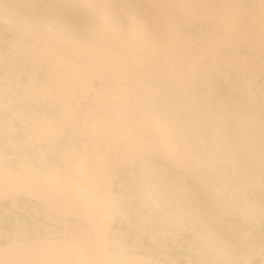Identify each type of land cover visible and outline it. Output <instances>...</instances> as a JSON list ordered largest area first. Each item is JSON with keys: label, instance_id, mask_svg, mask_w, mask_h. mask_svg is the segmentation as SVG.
<instances>
[{"label": "built area", "instance_id": "1", "mask_svg": "<svg viewBox=\"0 0 264 264\" xmlns=\"http://www.w3.org/2000/svg\"><path fill=\"white\" fill-rule=\"evenodd\" d=\"M75 1L88 9L95 19L102 17L113 27H127L131 22L137 36L145 43V50L157 58L161 57L158 36L169 31L178 37L177 50L181 57L197 54L202 48L209 47L216 37L221 38L224 44L218 52L209 53L198 65L197 71L190 75L193 86L191 94L189 92L184 94L182 90H177L173 86L157 92L150 88L152 89L148 92L150 95L148 102L152 101L150 106L148 102L140 105L137 102L139 101L137 95L133 94L124 100L111 98L105 104L95 95L85 99H82L84 96L81 95H55L54 101L32 99L29 95H13L11 100L10 94L39 88L48 81V76L46 70H35V65L28 54L10 52L9 42L13 33L8 30L9 23L25 27L28 34L36 33L46 37L83 38V33L79 30L80 25L76 24L71 15L61 11H50L43 0H0V24L5 28L3 31L0 30L2 49L0 92L3 90L2 85L12 86L10 92L0 95L1 98L12 101V106L9 108L0 107V148H3V141L6 138H12L18 144L16 151H9L8 163L17 169L24 164H32L46 172L59 171L74 176L79 160L92 146L90 137L82 136L76 131V127L84 125L83 121L88 123L98 121V118L95 120L90 118V110L93 113L98 109L104 113L105 108L110 110L112 106L127 103L130 110L127 109L126 115L117 119L122 126L145 109L158 116L163 114V117H167V113L171 112L183 117L189 114L190 119L186 122L192 123L189 127L192 133L188 132L185 123L183 128L187 131V136L192 134L191 142L205 169L211 172L212 177L217 176V185L220 186V181L228 179L233 181L232 187H236L234 179L236 171L239 170L240 176L249 180L250 186L247 192H238L235 195L236 206H221L219 211L223 212H207L202 203L196 204L189 198L186 202L182 190L185 183L191 182L183 171L171 165L168 166L169 169H164L166 168L164 166L156 168L155 164L146 165L139 159H136L137 162H134L133 166L123 165L120 162L121 154L102 143L100 153L107 159V168H114L117 173L113 188L125 196L121 207L124 217L117 218L113 227L120 230L119 239L124 241V244L126 242L133 245L128 248L120 244L116 248L121 249L120 251L125 254L140 253L160 259L166 264H216L213 258L221 252L243 257L252 253L255 255L252 264H264V219L259 224L243 219L239 209L244 207L247 201L256 200L259 192L252 190L254 179L260 177V182L264 186V142L259 146L257 154L247 153L243 148L241 151L240 147L243 143V135L249 133L250 118L254 116L264 123V79L260 77L255 80L251 71L252 65L264 63V41H261V44L256 43L252 33L247 34L242 40L238 39L239 30L236 27H233L227 36L223 34L224 30L215 31L216 18L232 19L235 11L252 18L256 14L254 12H257L258 1ZM189 5L196 6L194 14L209 15L213 19L199 21L188 19ZM156 15L168 19L169 28L162 27L160 30L155 28L153 17ZM24 43L28 50L36 44L31 36L24 37ZM215 67L222 69L220 75L214 74ZM141 78L148 79L146 73L138 75L134 71L116 76L105 73L95 79L93 85L99 90H116L119 87H127ZM163 78L152 77L153 86L159 88L162 81L166 82ZM211 88L217 91L213 95H225L224 97H230L233 101V104L225 103L226 108L222 107L221 119L224 120L223 130L227 137L223 147H214L207 135L205 125L198 122L195 126L196 119H193L195 118L193 116L196 111L188 109L192 104L193 95H207ZM153 93L154 97H152ZM250 93L253 97H250ZM179 95H183V98ZM236 97L238 98L235 99ZM66 106L69 107L70 117L75 123L70 121L66 124L64 132L56 137L52 150H46V143L40 145L35 141L31 123H24L15 118L16 112L22 114L34 110L56 115ZM99 115L100 113L97 116ZM3 119L14 121L12 124H7ZM12 125L16 128L15 133L9 131ZM28 141L33 146L23 144ZM40 147L44 150L36 153L35 149ZM223 151L233 154L232 160H224ZM63 153L70 156L68 161L62 159ZM88 164L99 166L97 159L94 158L89 159ZM164 164L168 165L166 162ZM195 193L197 192L194 191L192 196ZM260 194L263 198L257 202L264 207V191L262 193L260 191ZM156 201L161 209L159 211H154L153 208L152 203ZM43 209L37 203L25 199L18 203L13 201L1 203L0 243L12 239V236L20 238L57 236L62 226L46 220ZM229 210L231 212H228Z\"/></svg>", "mask_w": 264, "mask_h": 264}, {"label": "bare ground", "instance_id": "2", "mask_svg": "<svg viewBox=\"0 0 264 264\" xmlns=\"http://www.w3.org/2000/svg\"><path fill=\"white\" fill-rule=\"evenodd\" d=\"M50 11H54V10H50ZM70 17L76 22L75 17L72 16ZM97 20H99L100 22H96L91 26L85 24L84 22L80 23L79 30L83 33V38L48 37V38L58 39V40H53L52 45H50V43L46 39V36L38 35L36 33L28 34L25 27L19 26L14 23L13 24L9 23V29L11 28L12 25L16 28L13 29L12 32L13 37H11V40L9 42L11 46L10 52L21 53L26 50L24 53L21 54H27L28 49L25 46L24 37L26 36L34 37L33 39L35 40V42L37 41L40 42V45H35L33 47V50L35 52L33 57L34 58L39 57L37 58L39 64L41 63L43 58L48 59L47 63L45 64L46 66L48 65V69L46 68L48 72L47 76L49 78L48 81L50 80L51 82L52 81L56 82L58 83L59 86H61V88L70 90L71 91L70 95H73V93L75 95V93L78 92H83V94H85V92L86 93L88 92V94L90 93V95H95L96 98L98 97V99L105 101V97H107L106 95H109L107 92H110L113 95L116 94H114L115 93L114 91L108 89L99 90L97 87H95V85H93L94 81L92 82V87L89 86L91 84L90 81L93 79V77L96 76L97 74H100L99 75L100 77L105 73H110L116 76L128 71L129 72L134 71L130 69L122 71L121 62L126 61L127 58L131 59L132 61H137L136 53H139L138 50H140V52H142L145 55H150V52H147V50H145L146 49L145 43H143V40L139 36H137L136 30L131 22L127 27H113L102 17H100ZM19 28L22 29L21 35L17 32V29ZM128 29L130 30L132 29L133 33L127 31ZM177 43L178 42H176L175 44L177 45ZM40 53H42V55ZM1 54H2V49L0 48V55ZM33 60L34 62H36L35 59ZM79 60L80 63L78 62ZM134 72L136 73V71ZM193 74H191V72H188L186 73V76L190 77V75ZM141 81H143L147 85L153 84L152 81L149 80V78L147 80L144 78ZM51 82L49 83V85L51 84ZM167 85L168 84H165V86L163 85L164 88ZM171 86H174L175 89L177 90H182L184 92L187 91V90L185 91L180 84L174 85L173 83H171L168 85V87ZM188 86H192V85L189 84ZM11 87H12L11 85H5V84L2 85L3 90L2 92H0V95L3 94L6 95L8 92H10ZM150 88H152V86L146 87L148 91ZM153 88L154 90H156V92L157 89H159L155 86H153ZM31 90L34 89L30 88L29 90L27 89L23 92L18 91L12 93L10 94L11 95L10 99L13 100L12 98L13 95H28L31 92ZM64 95L66 94L64 93ZM90 95H81V96H84L82 99H85ZM129 96L131 95H128V97ZM152 96L154 97L155 95ZM41 97L42 99L51 98L50 100H52L55 97V95H52L50 90H45L43 95H41ZM1 99H2L1 104L4 105L6 103H9V99L7 100L3 98ZM107 99L109 98L107 97ZM115 99H119V98H115ZM151 102L152 101L148 102L149 106L151 105ZM117 106L125 107L123 110L125 109L130 110L129 105L127 103H125L124 105H117ZM9 107L10 106L7 105V107L5 108H9ZM65 108L66 110L69 109V107L67 106L64 107L63 109ZM63 109L59 111L56 114V116L48 115L46 112L41 113L39 111L34 110L31 111L29 114L27 113L24 115L23 122L41 125V128L43 129L44 132L42 135L46 134V132H49V135H53L58 132L62 133V131L66 126V122L70 120L69 119L70 116ZM106 110H108V108H105L104 113ZM99 113L100 115L104 114L98 109L93 113L90 110L89 111L90 118L94 116H96L94 118L101 117L100 115L97 116ZM171 113H167L168 115L167 117L171 116L174 118V120L172 118L174 122L172 125L173 128L175 127L179 128L181 131L184 132L185 131L184 128L179 127V124L177 125V121H179L177 114L172 113L171 115ZM161 118H165L163 117V114H159L158 116L152 112H149V110L145 109L139 115H137L133 119V121L127 122L126 125L121 126V127H127L129 129V133H132V131L134 130L137 131L140 135L139 138L138 136H134L133 137L134 139L129 141V147L131 150H135L139 148V152L144 154L143 157L137 156L134 162H137L136 159H139L141 162L145 163L146 165L155 164L156 168L158 166H164L166 167L164 169H169L168 167L169 165L166 164L163 165L164 162L162 161L166 160L168 163H172V165L182 164L184 166V169L186 171H189L191 168V163L190 164L188 163L190 167L184 165V163H185V159H188L187 153L190 152L189 151L190 145L189 148L186 149L185 151H184V147L183 149H180L182 145H185V148L186 146L188 147L187 144L188 142L185 143V141H183L184 134L186 133L184 132V134L181 135L182 132L180 131L181 133L178 136L181 135L180 136L181 141L176 140L175 144L177 148L179 147V149H176L177 151L175 152L174 151V149L176 148L174 146L175 144L172 145L169 139L170 136L172 138L173 135L168 136L169 134H173V133L171 130L170 132L169 130L168 131L166 130L167 129L166 125L169 126L171 123L170 124L168 123L169 124L168 125L166 124L167 121ZM100 120H101L100 123H103V125H106L107 123L112 125L113 121H116L119 123V125H122V123L112 118L103 117L100 118ZM7 121L8 122L11 121L10 124H12L14 120L6 119V122ZM114 124L116 123H113V125ZM13 126L14 125H12V127ZM113 127H115V125ZM164 127L166 129H164ZM89 128H90L89 130H91L93 134L94 132L97 134V131L95 130V126H91ZM162 129L166 130V132L169 133L166 135L168 136L169 141L168 139H166V136H164L166 132L165 134L163 133L162 135ZM178 130L177 131L174 130V131L178 133ZM9 131L11 133H15L16 128H13V130L10 128ZM147 135L149 136L148 138ZM140 142L141 144L138 145L137 143ZM38 150L40 151V148ZM100 155L102 156L101 167H98L99 169H97V167L94 166L86 167L85 165L80 164L77 167V171L78 173L83 174V177L81 179H78L69 175L62 174L61 172H57V171L46 172L32 164H24L19 169L17 168L14 169L13 167H11V165L5 163L6 161L5 158L8 156L6 155L5 152L0 150V204L4 203L5 201H13L15 203H18V201L22 199H26L28 200V202H32V203H35L34 201H39L42 202L43 204H46L48 210L49 209L53 210L55 213L59 214L60 216L68 217L69 219L83 220L87 222L91 227L90 230L91 232H89L88 234V236H90L89 240H85V238H79V239H71V240H65V239L48 240L44 242L43 240H38L34 238L30 239L25 237L20 238L19 236H12V239L9 240L29 239V241L17 243V244L0 243V264H7L9 262L21 261V260L25 261L26 259H27L26 261H28L31 264H43V262L48 259L53 264L60 263L59 262L60 260L65 261L66 264L69 263L70 264H164L165 263V262L164 263L160 262L157 259L150 258L144 254L131 253V254L123 255L121 254V252L115 253L112 250L113 248L111 249L112 246H114V248L118 247L117 243L115 245L113 239L116 237V235L119 233L120 230L115 229L113 227V224L115 223L117 218L124 217L121 207L125 196L123 195L122 192L114 191L113 182H114V178L117 176L116 171L114 170V168L109 169L110 171L105 169L103 165V160L105 161V155L103 154ZM67 156L68 154H66V157ZM154 156L155 157L158 156V158H160L161 161L153 158ZM194 160L192 164H194ZM181 166H178L176 168L178 170H181L183 168ZM198 166L200 167L201 170L203 169L204 171H207L204 167L203 162H201L200 160L198 162L196 161V164L193 165L194 168H197ZM209 178H210L209 185L211 188V193L212 195H214V202L208 206H204L207 212L216 213L217 211H219L221 206L223 207L236 206L235 195L238 192L246 193L248 190V188H245V190L241 191L237 187H232L231 185L233 181L231 182L228 179L225 181H220V186H219L217 185V181H218L217 176L212 177V179L211 177ZM242 179H246V178H242ZM246 181H248L249 183L248 179H246ZM235 183H237L239 186L243 185V181H241L240 179H236ZM185 185L182 191H183V195L186 197V202H187L186 192L188 191L192 195L194 193V190L192 189L186 190ZM244 186L247 187L245 183ZM227 192L229 193L227 194ZM152 204L154 211L161 210L157 201L153 202ZM239 209L241 210L243 219L250 220L251 222H256L257 224L261 223L262 220L264 219V207L262 206L261 203L257 201L254 203L247 201L246 205L244 207H240ZM219 212H223V211L220 210ZM49 218L47 217L48 220H51ZM213 219L216 221L215 217ZM18 234L20 233L18 232ZM119 242L121 243L120 240ZM123 245H126L128 248L130 247V245H127L126 242ZM116 249L121 250L119 248ZM240 257L242 258L243 261L244 260L247 261L244 264H252L253 260L255 259V255H253L252 253H249L248 256L243 257L242 255L233 256L230 253L221 252V254L213 258V262H216V264H236L238 258Z\"/></svg>", "mask_w": 264, "mask_h": 264}, {"label": "rangeland", "instance_id": "3", "mask_svg": "<svg viewBox=\"0 0 264 264\" xmlns=\"http://www.w3.org/2000/svg\"><path fill=\"white\" fill-rule=\"evenodd\" d=\"M43 1L45 2L46 7H48L49 10L61 11L63 13L71 15L72 17H75L77 25H80V23H81L80 20L82 22H84L85 24L90 25V26L92 24H95L96 22H100L99 20L94 18L93 14H90L91 12L88 9L80 6L75 0H43ZM192 1L193 0H191V2ZM257 1H258L257 5H256L257 12H254L256 14L253 15L252 18L244 16L240 12L235 11V12H233V18L232 19H224L223 18V19L218 20L216 18L215 31L218 32V31L224 30L223 34H226V36H227V35H229V32L233 29V27H236L239 30L238 31V39L242 40L247 34L252 33L254 35L256 43L261 44L262 43L261 41H264V0H257ZM192 7H194V8H192ZM195 11H196V6H191V5L188 6V9H187V13L189 15L188 19H196L197 21L203 20V19L204 20H212L213 19V17H211L209 15L194 14ZM153 21H154L155 28H157L158 30H160L162 27L169 28L168 19H166L163 16L156 15L153 17ZM13 29H16V28L12 25L11 28L9 29V31L13 32ZM127 31L132 32L133 30L128 29ZM17 32L21 35L22 29H20V28L17 29ZM158 37H159L160 45H161V47H160L161 57L160 58L153 56L152 53H150V55H145L142 52H140V50H138L139 53H136V60L137 61H132L131 59L127 58L126 61L121 62L122 71L130 69V70L136 71V73L139 75L146 73V76H147V78H149V80H151L152 77H157V76L164 77L163 79H165L166 82L162 81L160 83L159 89H157V91H159L160 89H164L165 84L169 85V84L173 83L174 85L180 84L185 91L187 90L186 92L191 93L193 88H192V86H188V85H189V83L191 84L192 80H191V77L186 76V73L191 72V74H193L194 72H196L198 65L209 55V53L218 52L220 50V47L224 44L222 42L221 38L216 37L215 40L212 43H210L209 47L202 48L200 50V52H198L197 54H195L191 57H181L178 55L177 45L175 44L176 42H178L176 35H173L169 31L165 34H159ZM46 39L48 40L50 45H52L53 40H58V39H53V38H48V37H46ZM37 42L35 45H40V42H38V43ZM33 47H32V50L31 49L27 50V54H28L30 60L34 63V65L38 64V65H35V70L36 71H42V70L47 71L48 65L46 66L45 64L47 63L48 59L43 58L41 63L39 64V62L37 61V58H39V57H35V58L33 57V55L35 54ZM25 51H23L21 53H24ZM40 54L42 55V53H40ZM48 58H50V57H48ZM33 59H35L36 62H34ZM78 62L80 63V60ZM215 68H214V74L217 73V75H220L222 73V69H220L219 67H215ZM109 70H111V69H109ZM251 71L254 74L255 80L259 79L260 77H262V79H264V63H262L260 65H252ZM110 72H112V71H110ZM47 74H48V72H47ZM99 75L100 74H97L96 76L93 77V79L90 81L91 84L89 86L92 87V82L95 79L99 78L100 77ZM143 79L144 78H141V79L137 80L135 83L128 85L127 87H124V88L120 87L116 90H112L115 92L114 94L119 95V96H116V95L111 94L110 92H107L109 95H106V96L109 99H107V97H105V101L107 102L111 98H119L122 100L128 99L129 97H131V96L128 97V95L133 94V95H137V97L139 99V101H137V102L139 104L146 102L150 97V95L148 93L149 91L146 89V87L152 86V88H153V84L147 85L146 83L141 81ZM163 79H161V80H163ZM47 82H48V84H47ZM47 82L41 86L42 88L41 87L33 88L34 90H31V92L28 95L32 99L33 98L37 99V98H40L41 95H43L45 90H50L52 95H62V94L64 95V93L66 95L71 94L70 90H66L65 88H61V86H59L58 83L52 81L53 82V85H52V82L50 80ZM50 82H51V84L49 85ZM45 85H47V86L49 85V86L47 87ZM168 85L166 87H168ZM35 90H38V91H35ZM153 90H154V88H153ZM150 91H152V89H150ZM154 92H156V90H154ZM186 92L183 91L184 94ZM215 92H217V91L215 89L211 88L207 95H193L192 99H191L192 104L189 106L188 109H190L191 111H196L194 113L195 116H193V117H195L193 119H196L194 121L195 126H196V123H198V122H201L205 125V129L207 130V135L212 140L213 144L215 145L214 147H220V146L223 147L226 144L227 137L225 135V131L223 130L224 129V124H223L224 120L221 119L222 107L226 108L225 103L228 102V103L233 104V101L230 97H224L225 95H213ZM141 94H143V95H141ZM250 94H251L250 97H253L252 93H250ZM73 95H74V93H73ZM75 95H90V93L88 94V92L87 93L85 92V94H83V92H78V93H75ZM98 95H100V94H98ZM153 95H154V93H153ZM101 96H103V95H101ZM179 96H180V98H183V95H179ZM237 98L238 97H236L235 99H237ZM41 99H42V97H41ZM47 99H51V98H47ZM47 99H44V100H47ZM54 99H55V97L52 99V101ZM98 100L103 104L106 103L105 101H103L101 99H98ZM135 100H136V98H135ZM3 101H5V100H3ZM1 102H2V99L0 98V107L1 108H3V107L5 108V107H7V105L12 106V101H10V100H9V103H6L4 105L1 104ZM124 108L125 107L117 106V105L112 106L110 108V110L109 109L106 110L103 115H100L101 117H98V119H97L98 122L92 121V120L96 119V118L92 117L91 123L83 121L84 125H82L81 127H76V131L80 135H82V136L85 135V136L90 137L91 142H92L91 148H88L87 153L79 160L78 166L80 164H83L86 167H91V165L88 164V161H89V159L94 158V159H97V161H98V164H99L98 167H101V157L102 156L100 155L101 154L100 153V145L102 143L107 144V147L113 148L115 152H117V153L119 152L121 154V161L120 162L123 165H132L133 166V162L137 156L143 157L144 154L139 152V148H137L135 150H131L129 147V141L133 140L134 136H138V138L140 137V135L137 131L133 130L132 133H129V129L127 127H121L122 125H119V123L116 121H113V123H116V124H114L115 127H113L114 126L113 123H112L113 126L108 124V123L106 125H103V123H100V121H101L100 118H103V117L112 118L115 120L122 118L123 116L126 115L125 113L128 112L127 109L123 110ZM63 110H65L68 113V115L70 116L69 109L66 110V108H65ZM39 112L42 113L44 111H39ZM25 114H27V113L21 114L19 112H16L15 117L21 121H24L23 119H24ZM48 115H50V114H48ZM191 115L192 114H190V116ZM107 116H109V117H107ZM177 117L179 120V121H177V125L179 124V127L183 128V124L185 123L187 126V130L189 132V127L192 125V123L189 124L186 122L187 119H190L189 114H187L186 117H183V115H180ZM225 117H226V114H225ZM172 118L173 117H171V116L161 118V119H164L165 121H167L166 124L171 123L170 125L168 124L169 126L166 125L167 129L165 127H164V129H166L167 131L169 130V132L171 130L173 133V134H169L168 132H166V130L162 129V135H163V133L165 134V132H166V134L164 136H166L167 134H169L168 136L173 135L174 136V137L172 136L173 140H172L171 136L169 139H170V143L172 145H174L176 143V140L181 141L180 136L183 135L184 132L187 134V131L184 129L185 131L183 132L179 128H176L175 126H174L175 128H173L172 125L174 123L173 122L174 118H173V120H172ZM183 118H185V121H183ZM69 119L70 120L67 121L66 124L70 121L75 123L71 117H69ZM133 119L134 118L129 119L127 122H131V121H133ZM3 121H5V123H7V124H10V122H11V121L6 122V120H4V119H3ZM29 122H31V121H29ZM111 122H112V120H111ZM31 124H32V129L34 131V134L32 136L35 138V141L37 143H39L40 145H42V143H46L47 144L46 150H52L53 149L52 146L54 145L55 139L58 136V134H61V132L55 133L53 135H49V132H46V134L42 135L44 132H43V129L41 128V125L33 124V123H31ZM97 124H98V126H97ZM91 126H95V130L97 131V134L95 132L93 134L91 132V130H89L90 129L89 127H91ZM248 126H249L250 130L248 131L249 133H245L243 135V143L240 146L241 151L243 148L244 151H246L247 153L255 152V154H257L258 150H259V146L264 142V123L262 121H259L258 118H255L254 116H252L250 118V121L248 122ZM13 128H15V127L13 126L11 129L13 130ZM174 130L175 131L178 130V133H176ZM63 131H62V133H63ZM180 133H181V135L178 136ZM186 134H184V140L183 141H185V143L188 142L187 143L188 147L186 146V148H185V145H182V147L180 149H183V147H184V151H185L186 149L189 148V145H190V150H189L190 154L187 153L188 159L190 161L188 159H185V163H184V165L189 166V167H190L189 164L191 163L190 170L186 171L182 164H181L182 166L180 164H173L172 165V163H168L166 160H164L162 162H166L168 165H171L172 167H175V168L178 166L183 167L181 169V171H183V173L186 174V178L191 182L189 184L185 183L186 184L185 189L186 190L192 189L195 192H197L192 196L187 191L186 192L187 199L189 198L190 200L194 201L196 204L202 203L204 206H208L214 202V195H212L211 188L209 185V179H210L209 177H211V179H212L211 172L210 171H204L203 169L201 170L199 166L197 168L193 167V165L196 164V161L197 162L199 161V159H197L199 156L196 154V151L194 149V145L191 142L192 141V139H191L192 134L188 135V136ZM168 136H166V139H168ZM148 137L149 136L147 135V138ZM9 139H11V138L4 139L3 148H0V150L5 152L8 157L10 154L9 151L13 152V151H16L18 149L17 148L18 144L15 143L16 141L13 140V142H14L13 143L12 139L11 140H9ZM169 139H168V141H169ZM138 141H141V140H138ZM29 142L30 141L23 143V144L25 146H33V144H31ZM244 142H245V144H244ZM137 144L140 145L141 142L137 143ZM174 146L176 147V144ZM178 146H179V144H178ZM176 149H179V147L178 148L176 147L174 149L175 152L177 151ZM42 150H44L43 147H40V151H42ZM40 151L38 149L37 150L35 149L36 153H39ZM63 154H65V155H63ZM63 154H61L62 159L65 161H68L70 159V156L68 155L66 157V153H63ZM140 155H142V156H140ZM232 155L233 154L227 153L226 151L222 152V157L224 160H232ZM196 156H198V157H196ZM8 157L5 158L6 164H9L7 161L10 159V157L9 158ZM153 158L161 161V159L158 158V156L157 157L154 156ZM193 160H194V164H192ZM219 160H220V158L218 159V161ZM103 165H104L105 169L109 170V168H107L106 157H105V161L103 160ZM98 167H97V169H99ZM14 169H16V168H14ZM57 172H59V171H57ZM72 177L81 179L83 177V174H80L77 171L76 175H74ZM236 179H240L241 181H243V185L239 186L237 183H235ZM253 182H254V185L252 187V190H257V192H259V193L256 196V200L251 201L252 203L262 199L263 196H262V194H260V191H261V193L264 191V186L260 182V177H257L256 179H254ZM244 183L247 185V187L244 186ZM234 184H236L235 186L238 189H240L241 191L245 190V188H249V186H250L248 181H246V179H242V177L240 176L239 170L236 171V178L234 179ZM25 201H28V200L25 199ZM34 202L44 208L43 212H44V216H45L46 220H48L47 217L48 218L50 217L49 219H51V220H49V221H52L53 223H57L58 225L62 226V228L59 231L57 236H51V237H47V238L34 237V239L43 240L44 242H46L48 240H59V239H65V240L79 239V238H85V240L90 239L89 238L90 236H88V234H89V232H91L90 231L91 227L87 222L80 220V219H69L68 217L60 216L59 214L55 213L53 210H50V209L48 210V207L46 204H43L42 202H39V201H34ZM228 212H231V211H228ZM87 236H88V238H87ZM30 239H32V238H30ZM119 240H120L119 234H117L116 237L113 239L115 245H116V243H117V246H119L120 244H122V245L124 244V241L120 240L121 241V243H120ZM28 241H29V239L28 240L27 239L26 240H24V239H22V240H9L8 242H4L2 244H7V243L17 244V243L28 242ZM127 245H129V244L127 243ZM132 246L133 245H130V247H132ZM111 249L115 253L121 252V254L127 255V254L123 253L122 251L116 249V247L114 248V246H112ZM128 254H131V253H128ZM148 257H150V256H148ZM150 258H153V257H150ZM154 259H156V258H154ZM26 260L25 261L24 260L23 261L22 260L21 261H13V262H9L7 264H31ZM157 260H159L160 262H163L160 259H157ZM59 262L60 263H58V264H66L65 261H62V260H60ZM246 262H247L246 260L243 261L242 258L240 257V258H238V261L236 264H244ZM43 264H53V263H51V261H49V259H48V260H45L43 262Z\"/></svg>", "mask_w": 264, "mask_h": 264}, {"label": "crops", "instance_id": "4", "mask_svg": "<svg viewBox=\"0 0 264 264\" xmlns=\"http://www.w3.org/2000/svg\"><path fill=\"white\" fill-rule=\"evenodd\" d=\"M5 28H4V26L2 25V24H0V30H4ZM9 29V28H8ZM2 33V32H1Z\"/></svg>", "mask_w": 264, "mask_h": 264}]
</instances>
